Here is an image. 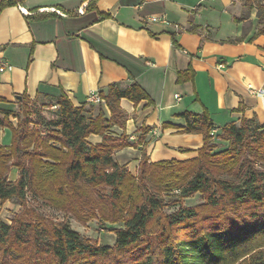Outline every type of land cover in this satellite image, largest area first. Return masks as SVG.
<instances>
[{"label":"trees","instance_id":"1","mask_svg":"<svg viewBox=\"0 0 264 264\" xmlns=\"http://www.w3.org/2000/svg\"><path fill=\"white\" fill-rule=\"evenodd\" d=\"M18 2L0 0V12ZM95 3L91 0L89 8H96ZM242 6L235 21L255 13L254 36L264 34V0H243ZM99 93L109 118L103 103L77 106L64 92L41 99L50 103V118L27 95L19 101V112L0 111V127L12 131L10 145L0 146V200L24 210L30 200L74 214L85 209L87 216L120 224L115 244L99 245L65 220L42 229L21 215L11 225L0 220V264H11L8 252L23 249L26 255L17 264H264V124L244 118L226 125L221 138L230 146L213 153L209 147L215 126L209 113L185 112L184 132L204 137L198 155L156 162L144 156L135 177L115 154L142 144L149 129H142L136 143L109 131L125 124L122 98L135 104L153 101L136 82L113 83ZM11 115L19 118L16 126ZM92 134L103 141L91 144L87 138ZM14 168L19 177L11 181ZM174 189L179 201L201 194L204 202L180 203L167 214L162 192ZM159 231L163 235L154 245L149 236Z\"/></svg>","mask_w":264,"mask_h":264},{"label":"crops","instance_id":"2","mask_svg":"<svg viewBox=\"0 0 264 264\" xmlns=\"http://www.w3.org/2000/svg\"><path fill=\"white\" fill-rule=\"evenodd\" d=\"M90 2L19 0L0 12V111L20 109L17 96L48 100L63 92L82 106L113 83L136 82L153 103L122 98L125 124L109 131L136 143L149 129L142 144L115 154L131 172L144 155L151 162L198 155L204 137L184 132L185 112H208L214 135L244 118L264 124L258 92L264 88V34L254 36L255 13L235 21L243 0H95L96 8H89ZM163 15L172 24L151 20ZM11 138L12 131L0 127V146ZM87 140L98 144L103 137ZM18 177L12 169L9 180Z\"/></svg>","mask_w":264,"mask_h":264},{"label":"rangeland","instance_id":"3","mask_svg":"<svg viewBox=\"0 0 264 264\" xmlns=\"http://www.w3.org/2000/svg\"><path fill=\"white\" fill-rule=\"evenodd\" d=\"M29 101L31 105L36 106L45 117L50 118L52 116V113L49 111L50 103L46 102L45 104V101H42L41 99H29ZM54 109H57V106ZM16 112H19V109ZM94 112L97 113V110H95ZM9 121L16 126L19 123V118L11 115L9 117ZM210 143L211 147L209 148L212 149L213 153L223 151L230 146V141L222 139L221 135H212ZM144 156L147 157L146 155ZM139 166L135 172H131L129 170L135 177H137L140 172ZM162 193V196H164V200L166 203L164 212L167 214L175 211L179 206L177 204L180 203L186 206H192L199 205L204 202V196L201 194H195L192 197L184 199L181 198V201H179L175 196L179 195V191L177 189H174L172 191H163ZM28 208L29 209L24 210V207L20 204H15L11 201L0 200V220L11 225L15 223L18 217H20L21 215H26V217H30L31 219H33L34 223L39 224L40 228L42 229L45 226L53 227L59 222L65 220L82 236L94 241L99 245L113 246L115 244L116 236L114 231L115 228L120 225L119 223H105L99 217L87 216L85 209H78L79 211L75 213V215L73 210L64 211L61 209H57L52 206L46 205L43 201L40 200H30ZM78 217H80V220L78 219ZM162 235L163 234L161 233V231L155 232L153 234H150L149 240H151L154 245H157L159 241L158 237ZM26 252L27 250L24 249L15 250L8 252V256H6L11 264H17L18 258H20L21 255L25 256Z\"/></svg>","mask_w":264,"mask_h":264},{"label":"built area","instance_id":"4","mask_svg":"<svg viewBox=\"0 0 264 264\" xmlns=\"http://www.w3.org/2000/svg\"><path fill=\"white\" fill-rule=\"evenodd\" d=\"M84 11H86V6L85 5H83L81 8H80V12L81 13H83ZM152 21H161V22H163V23H165V24H172L169 20H168V18L165 16V15H163V16H156V17H152V19H151ZM176 28H181L178 24H175L174 25ZM8 66V64L7 63H2V67H1V69H4V68H6ZM258 92L259 93H261V94H264V88H261V89H259L258 90ZM176 98L177 99H180V97L178 96V95H176ZM89 102L90 103H94V104H101V103H105L104 102V100L101 98V96L98 94V93H94V94H92V95H90V97H89ZM53 108H56V106H53ZM215 133L212 131V135H214Z\"/></svg>","mask_w":264,"mask_h":264},{"label":"water","instance_id":"5","mask_svg":"<svg viewBox=\"0 0 264 264\" xmlns=\"http://www.w3.org/2000/svg\"><path fill=\"white\" fill-rule=\"evenodd\" d=\"M18 99H21L22 97L21 96H17Z\"/></svg>","mask_w":264,"mask_h":264}]
</instances>
